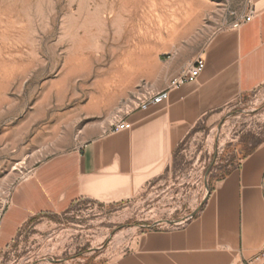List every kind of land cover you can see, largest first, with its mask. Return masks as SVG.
I'll return each mask as SVG.
<instances>
[{
    "label": "rangeland",
    "instance_id": "obj_1",
    "mask_svg": "<svg viewBox=\"0 0 264 264\" xmlns=\"http://www.w3.org/2000/svg\"><path fill=\"white\" fill-rule=\"evenodd\" d=\"M249 2L0 0V215L36 166L108 132L142 86L156 89L191 64ZM263 141L264 86L201 119L137 197L32 218L0 264L117 259L149 231L183 227L215 181Z\"/></svg>",
    "mask_w": 264,
    "mask_h": 264
},
{
    "label": "crops",
    "instance_id": "obj_2",
    "mask_svg": "<svg viewBox=\"0 0 264 264\" xmlns=\"http://www.w3.org/2000/svg\"><path fill=\"white\" fill-rule=\"evenodd\" d=\"M252 19L214 34L200 53L198 77L166 101L126 117L131 128L106 132L36 166L0 215V252L30 219L57 215L81 201L117 205L159 178L201 119L264 86V0ZM190 65L165 76L155 90ZM264 251V141L219 180L183 227L149 231L129 252L104 264H257Z\"/></svg>",
    "mask_w": 264,
    "mask_h": 264
},
{
    "label": "built area",
    "instance_id": "obj_3",
    "mask_svg": "<svg viewBox=\"0 0 264 264\" xmlns=\"http://www.w3.org/2000/svg\"><path fill=\"white\" fill-rule=\"evenodd\" d=\"M253 11L250 10L247 13L241 14L233 23L228 27L230 29H238L242 24L249 22L252 19ZM204 68V61L200 55L184 70L180 75L171 79L166 88L160 91L155 90L149 85L142 86L139 91L132 97V99L126 104V107L118 112L112 120L110 132H121L131 128V124L126 121V117L137 110H146L150 106L158 105L166 101L169 91L177 89L185 82L195 80L199 73ZM264 261V251L260 256ZM247 264V263H244Z\"/></svg>",
    "mask_w": 264,
    "mask_h": 264
}]
</instances>
